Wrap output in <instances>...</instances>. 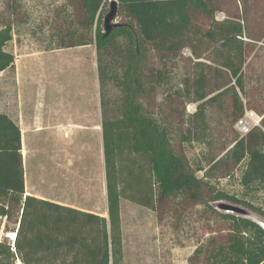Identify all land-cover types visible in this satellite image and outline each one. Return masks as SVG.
Masks as SVG:
<instances>
[{
	"label": "trees",
	"instance_id": "16d2710c",
	"mask_svg": "<svg viewBox=\"0 0 264 264\" xmlns=\"http://www.w3.org/2000/svg\"><path fill=\"white\" fill-rule=\"evenodd\" d=\"M68 1L77 27L63 34L76 38L61 39L59 47L93 44L95 48L107 216L25 194L20 128L0 112V217L11 218L17 213L14 240H0V264H15L16 259L22 264H122V197L152 209L159 219L164 211L202 206L204 212L228 223L223 240L210 237L207 264H264V227L248 217L220 211L212 203L242 204L257 212L263 222L264 208L216 189L209 178L216 168L230 176L238 166L244 188L264 186V108L256 113L261 117L259 126L235 139L232 147L210 159L205 168L199 162L192 167L173 151L166 124L147 114L142 102L147 89L163 81L160 69L146 67L147 49L159 60L177 56L190 45L188 37L199 31L194 14L213 16V0H117L126 20L105 37L102 15L108 0ZM223 24L217 23L205 35L219 37L224 46L236 45L242 35L240 23ZM11 39V23L0 24V73L14 69L15 57L4 49ZM235 54L221 66L242 91L241 68L233 63L241 60V53ZM229 82L231 79H217V95ZM110 85L118 93L112 99L106 92ZM201 85L198 100L207 95ZM238 109L234 120L243 115L241 105ZM198 171H204L202 176L196 175ZM203 246L195 248L190 264L202 254Z\"/></svg>",
	"mask_w": 264,
	"mask_h": 264
},
{
	"label": "rangeland",
	"instance_id": "374dc122",
	"mask_svg": "<svg viewBox=\"0 0 264 264\" xmlns=\"http://www.w3.org/2000/svg\"><path fill=\"white\" fill-rule=\"evenodd\" d=\"M211 6L214 8L213 16L202 12L194 14V25L199 31L188 37L190 45L177 56L159 60L150 48L146 52V67L160 69L163 81L152 85L144 93V111L166 124L173 151L184 156L192 167L199 162L207 168L210 159L222 156L232 147L235 139L241 137L234 120L240 105L243 114L246 110L259 114V110L264 108V0H213ZM108 10L109 0L103 17ZM125 20L126 17L117 10L113 21ZM6 22L12 25V39L4 49L19 60L22 57L20 62L27 70L24 79L21 75L24 71H21L22 79L18 87L15 66L0 74V112L9 107L11 109L19 93L23 96L27 117L37 112L48 122H64L68 116L78 114L80 117L83 114L92 115L94 125H99L101 110L94 45L59 47L61 39L73 41L76 38V35L65 37L63 34L65 30L77 27L70 1L1 0L0 24ZM217 23H240V41L236 45L224 46L219 37L207 38L206 32L216 27ZM236 51L241 53V60H234L233 63L241 68L242 91L235 87V80L221 66L227 58L236 55ZM217 79L224 82L231 79L228 88L218 95L215 90ZM201 83L207 95L198 100V84ZM106 92L110 99L118 95L112 85L106 88ZM235 99L238 100L236 104ZM80 136L84 137L81 138L83 143H89L93 161L96 162L101 144L100 132L90 131L87 139L85 135ZM25 137L29 145L26 175L23 171L25 194L28 192L54 201L62 194L56 188L61 177H54L53 156L58 147L52 139L53 134L44 130ZM77 149L81 148L73 149V153L81 154ZM67 151L63 148L59 153ZM203 172L198 171L196 175L200 177ZM240 172L241 168L237 166L230 176H225L224 171L217 172L216 168L209 178L216 189H223L245 198L256 207L264 208V186L260 189L244 188L239 181ZM92 178L95 185L92 197L80 193L82 200L77 204L107 216L105 190L99 185L97 188V178L105 185L104 177ZM219 203L238 206L246 214L230 213L248 217L257 223L263 221L257 212L242 204L225 200ZM212 206L217 208L216 203ZM16 219L17 213H13L11 218L0 217V240L12 241L8 236L15 232ZM119 219L122 264H190L189 257L200 244L204 245L202 254L192 264H207L205 253L210 237L223 240L228 227L227 222L204 212L202 206L185 211H164L159 219L152 209L124 197L120 199ZM17 260L15 264H18Z\"/></svg>",
	"mask_w": 264,
	"mask_h": 264
},
{
	"label": "crops",
	"instance_id": "0c3cea01",
	"mask_svg": "<svg viewBox=\"0 0 264 264\" xmlns=\"http://www.w3.org/2000/svg\"><path fill=\"white\" fill-rule=\"evenodd\" d=\"M20 60H22V57ZM20 60L19 58H15L14 60V66L16 69L15 81L17 87L21 79L25 78L27 70V67H24L25 64H22ZM21 71H24L23 74H21L23 76L22 78L20 77ZM5 113L12 120H14L20 128L21 156L24 175H26L25 164L29 149V145L25 139V136L30 133H42L44 130L51 132L53 134L52 139L55 143H57L56 146L58 147L57 150L55 149L53 156L54 177H61V180L59 184H57L56 188L59 189V192L62 194L59 198H55L54 202L61 205L86 210L77 204V202L79 203L80 200H82V195H80V193L86 197L88 196L87 194L92 197L93 190L95 189L92 177H102V179L105 177L101 139V123L96 126L94 125V118L91 119V117H93L92 115L85 116L83 114H81L80 117L78 114H76L75 117L68 116L64 122L60 120L57 122L49 120L48 122L43 120L37 112L32 116L27 117L24 112L23 96H21L19 93L12 108L10 109L9 107V109L5 110ZM88 117H90V119H88ZM94 127L98 128V130H95ZM90 131L91 133H95L96 131L100 132L101 144L99 145V153L96 162L93 161L89 143L86 141L83 143L81 138L84 137L80 136L85 135L87 139V134ZM79 147L81 149H77V151L79 150L81 154L75 155L72 150ZM63 148L68 150L67 153H59V151ZM98 180L99 179L97 178V188L99 185V187L105 190V185H103L102 180ZM26 193L30 194L28 192ZM89 211L101 214L92 210Z\"/></svg>",
	"mask_w": 264,
	"mask_h": 264
},
{
	"label": "water",
	"instance_id": "95a60500",
	"mask_svg": "<svg viewBox=\"0 0 264 264\" xmlns=\"http://www.w3.org/2000/svg\"><path fill=\"white\" fill-rule=\"evenodd\" d=\"M118 10V2L117 0H109V10L108 12L104 15L103 20H102V25H103V30L104 34L103 36H107L110 34V32L115 28V26L118 24L117 22H114L113 20L115 19L116 13ZM217 208L226 210L228 212H236L238 214L243 213L246 214L245 211L234 205L226 204V203H219L217 205ZM261 225L264 224L263 221L259 222ZM263 223V224H262Z\"/></svg>",
	"mask_w": 264,
	"mask_h": 264
},
{
	"label": "built area",
	"instance_id": "2783aa9c",
	"mask_svg": "<svg viewBox=\"0 0 264 264\" xmlns=\"http://www.w3.org/2000/svg\"><path fill=\"white\" fill-rule=\"evenodd\" d=\"M260 116L253 111H247L235 122L236 130L244 135L250 131V129L254 126H259L260 124ZM263 226V225H262ZM264 227V226H263ZM13 235H9L8 237L13 241L15 238V232ZM18 264H22L19 260H17Z\"/></svg>",
	"mask_w": 264,
	"mask_h": 264
},
{
	"label": "bare ground",
	"instance_id": "6f19581e",
	"mask_svg": "<svg viewBox=\"0 0 264 264\" xmlns=\"http://www.w3.org/2000/svg\"><path fill=\"white\" fill-rule=\"evenodd\" d=\"M263 224V223H262ZM263 226H264V224H263Z\"/></svg>",
	"mask_w": 264,
	"mask_h": 264
}]
</instances>
